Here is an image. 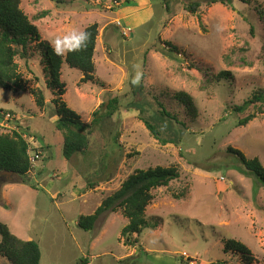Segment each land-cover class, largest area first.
Returning a JSON list of instances; mask_svg holds the SVG:
<instances>
[{
  "label": "rangeland",
  "instance_id": "rangeland-1",
  "mask_svg": "<svg viewBox=\"0 0 264 264\" xmlns=\"http://www.w3.org/2000/svg\"><path fill=\"white\" fill-rule=\"evenodd\" d=\"M130 1L22 0L45 42L98 23L96 71L81 81L84 74L64 62L60 96L58 86H47L35 41L29 64L18 57L27 88L0 89V120L10 111L9 124L33 136L34 146L48 147V155L27 175L30 183L12 180L19 183L7 197L17 207L4 205L0 190V224L37 241L41 264H264V186L227 151L232 146L264 165V113L238 126L234 110L264 87V0L203 4L200 15L188 12L183 0ZM221 71L229 77L219 79ZM36 87L45 90L43 109L31 93ZM180 92L192 97L195 112L180 102ZM59 96L86 123L102 101L120 100L104 121L107 108L99 109L88 150L70 166L54 126L51 99ZM144 118L174 142L161 143ZM0 132H8L2 124ZM156 166H174L180 177L153 190L147 226L131 237L138 242L125 243L128 220L121 211L103 213L89 231L78 225L136 169ZM6 182L0 175V187ZM229 239L245 244L252 261L227 250ZM0 264L9 262L0 257Z\"/></svg>",
  "mask_w": 264,
  "mask_h": 264
},
{
  "label": "trees",
  "instance_id": "trees-1",
  "mask_svg": "<svg viewBox=\"0 0 264 264\" xmlns=\"http://www.w3.org/2000/svg\"><path fill=\"white\" fill-rule=\"evenodd\" d=\"M185 9L193 15H200L203 4L212 5L221 3L232 5L234 0H183ZM248 3L249 0H239ZM22 0H0V89H8L13 92L26 90L25 75L20 70L18 57L31 60L32 51L30 47L34 41L39 46L42 53L43 71L50 78L48 87L55 90L58 86L57 94L62 96L66 90L65 84L60 81L61 67L65 62L72 68L79 69L83 74L81 81L92 79L96 71L94 60L98 23L88 25L84 31L89 33V40L86 47L80 51L68 52L63 56H58L53 52L49 42L42 40L38 27L30 19L28 14L21 6ZM131 3L130 0H127ZM48 13L44 11L42 14ZM37 17H41L40 14ZM253 28L251 32L253 33ZM176 50L175 47L170 51ZM28 64L26 65L28 67ZM29 68V67H28ZM30 69V68H29ZM32 72V70H31ZM230 72L221 71L218 78H228ZM31 93L37 106L44 108L46 105L45 90L40 87L32 88ZM53 97L51 102L55 109V128L63 135V156L71 159L80 153H85L89 148V130L92 125L98 121L100 110L107 108L101 117L103 121L112 115L120 106V100L113 96L104 100L99 105V109L93 113L94 119L91 123L82 120L79 113L71 109L62 97ZM180 102L184 103L192 112L196 111L193 105L192 97L186 92L178 94ZM264 104V87L254 90L250 97L245 99L242 104L236 105L234 110L240 115L237 121L238 126L246 125L254 119L259 113H264L262 105ZM163 114L170 116L163 104L160 103ZM254 108H260V111L253 112ZM10 112V111H6ZM106 115V116H105ZM2 120V117H1ZM0 120V121H1ZM144 122L152 134L160 140L161 143H173L174 140L166 139L159 135L158 129L147 119ZM41 150L45 151L43 148ZM227 151L235 155L241 163V168L254 174L259 183L264 186V165L258 157L248 158L241 150L229 146ZM31 168L30 156L28 153V143L19 131L0 132V172L12 171L21 176L23 181L29 182L27 175ZM180 177L179 170L174 167L156 166L147 169H136L122 183L120 188L113 194L104 198L94 213L81 215L78 225L86 230H92L99 216L105 212L121 213L127 218L128 223L122 229V235L126 244L138 242L137 238L133 241V234L140 235L147 226V207L154 199L153 190L162 186H168L173 180ZM30 183V182H29ZM34 186V185H32ZM0 257L6 259L9 264H41V247L35 240L23 239L14 234L7 224H0ZM225 248L227 250L239 251L247 262L252 261L249 248L240 241L229 239Z\"/></svg>",
  "mask_w": 264,
  "mask_h": 264
},
{
  "label": "clouds",
  "instance_id": "clouds-1",
  "mask_svg": "<svg viewBox=\"0 0 264 264\" xmlns=\"http://www.w3.org/2000/svg\"><path fill=\"white\" fill-rule=\"evenodd\" d=\"M89 40V33L80 29L68 31L63 36H58L55 40L49 41L53 52L58 56H63L68 52L80 51L86 47ZM133 83H139V74Z\"/></svg>",
  "mask_w": 264,
  "mask_h": 264
},
{
  "label": "built area",
  "instance_id": "built-area-1",
  "mask_svg": "<svg viewBox=\"0 0 264 264\" xmlns=\"http://www.w3.org/2000/svg\"><path fill=\"white\" fill-rule=\"evenodd\" d=\"M2 120L0 123L2 124L3 127L9 132V131H19L22 133L23 138L27 141L28 143V153L30 156V163H31V168L28 172V175L32 172V170L37 166L38 162L42 160L44 157V152L41 150L40 147H36L33 145L34 142V137L31 135H28L21 130L18 129V127L12 126L9 124L10 120L14 118L13 114L11 112H3L1 113Z\"/></svg>",
  "mask_w": 264,
  "mask_h": 264
},
{
  "label": "crops",
  "instance_id": "crops-1",
  "mask_svg": "<svg viewBox=\"0 0 264 264\" xmlns=\"http://www.w3.org/2000/svg\"><path fill=\"white\" fill-rule=\"evenodd\" d=\"M55 122H56V120H55ZM55 122H54V126H55ZM1 124V123H0ZM62 140H63V137H62ZM43 146V145H42ZM42 146H40V148H43L44 150H46L45 151V153H46V157H47V153H48V147H47V149L45 148V146L44 147H42ZM73 157H75V156H73ZM73 158H71V159H67V161H68V165L70 166V162H71V160H72ZM41 161V163H42V160H40ZM42 165V164H41ZM40 168H42V167H40ZM41 172L42 171H40V172H38V174H39V176H40V174H41ZM54 174V172H52V173H50V175H53ZM4 175H6V178H8V182H6V183H3V185L0 187V190H1V199H2V201H3V204L4 205H6V204H8V205H15V207H17V203H15V202H11V201H9V199H8V197H7V193H8V191H10L11 189H12V187H10L13 183H19V182H17V181H12V180H15V175H13V178L11 179L10 178V176H8L7 174H4ZM38 176V177H39ZM17 235V234H16Z\"/></svg>",
  "mask_w": 264,
  "mask_h": 264
},
{
  "label": "water",
  "instance_id": "water-1",
  "mask_svg": "<svg viewBox=\"0 0 264 264\" xmlns=\"http://www.w3.org/2000/svg\"><path fill=\"white\" fill-rule=\"evenodd\" d=\"M4 174H7L8 176H10L11 179L13 178V175L20 178V176L18 174H16L15 172H12V171H1L0 172V175H4Z\"/></svg>",
  "mask_w": 264,
  "mask_h": 264
}]
</instances>
